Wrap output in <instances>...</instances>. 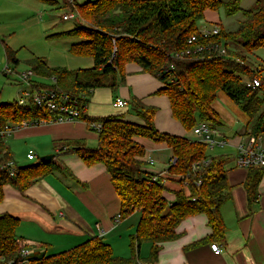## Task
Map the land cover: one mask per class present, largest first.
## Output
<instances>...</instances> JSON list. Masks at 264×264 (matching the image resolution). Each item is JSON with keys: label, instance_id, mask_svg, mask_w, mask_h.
<instances>
[{"label": "trees", "instance_id": "1", "mask_svg": "<svg viewBox=\"0 0 264 264\" xmlns=\"http://www.w3.org/2000/svg\"><path fill=\"white\" fill-rule=\"evenodd\" d=\"M53 5L56 0H38ZM241 0H95L74 3L71 11L81 21L75 28L59 37H77L68 52L75 57H88L93 67L80 71L65 68H50L43 59L33 57L28 65L38 78L55 79V89L71 96L90 97L96 89L107 88L112 92L118 83H124L125 66L134 63L142 72L162 83L157 95L165 96L169 102L172 118L186 133L198 122L208 123L211 128L218 125L217 113L212 104L218 91L235 102L246 119L247 135L255 141L264 140V80L262 70L253 69L244 53L264 48V0L254 10H241ZM223 9L226 17L241 12L244 20L233 32L219 28V33L204 39L197 23L206 11ZM62 19V18H61ZM191 36L197 43H187ZM222 43L226 56L205 53L203 58L174 61L175 52L190 49L197 44ZM231 46V47H230ZM6 59L18 64L13 53L6 48ZM233 57L235 60L229 59ZM169 64L173 70L169 79L161 73ZM259 80L261 87L253 89L248 82ZM245 80V81H244ZM173 81V82H172ZM34 88L48 86L33 82ZM134 114L143 125L123 120L121 116L90 118L82 115L84 123L100 124L97 146L89 148L81 142L65 143L66 153L76 155L82 163L91 167L102 165L109 176L112 188L119 200V219L134 212L140 218L136 231L129 239V258L113 255L111 247L101 237H91L83 243L54 255H32L30 264H135L139 260L141 244L148 243L150 250L147 263L153 264L164 243L177 238L176 229L188 217L203 214L207 219L210 234L189 248L204 243L224 244L226 227L221 216V206L230 200L227 183L225 156L211 157L207 146L187 137H178L159 132L154 125L156 109L147 107L136 98L130 100ZM54 116L32 102L21 106L17 101L0 103V129L17 126L21 122L53 121ZM91 130V129H90ZM94 131V130H91ZM144 138L156 144H164L175 159L167 170L168 180L179 189L174 192V201L168 203L163 193V180L143 169L145 149L135 139ZM62 149V146L59 145ZM58 154L46 162L16 166V174L9 177L8 170L0 168V203L3 187L11 186L23 193L36 181L53 172L62 171L55 162ZM207 161L197 171L192 166ZM13 161V153L0 139V167ZM264 169H248L244 188L248 203L257 199V187ZM156 181L152 182V178ZM200 185H196L197 182ZM19 220L9 214H0V264L16 261L25 243L16 236Z\"/></svg>", "mask_w": 264, "mask_h": 264}, {"label": "crops", "instance_id": "2", "mask_svg": "<svg viewBox=\"0 0 264 264\" xmlns=\"http://www.w3.org/2000/svg\"><path fill=\"white\" fill-rule=\"evenodd\" d=\"M92 1L95 0H80V3L77 0L72 3L70 0H56L50 6L63 9L65 13L57 18L62 22H69L77 18L71 11L74 3L82 4ZM65 16L73 17L68 21H63L61 18ZM70 30L55 33L53 37L58 38L60 34ZM153 78L155 79L142 72L136 64L129 63L125 66L123 84H129L132 98H136L147 107L156 108L154 125L159 132L186 137L181 125L171 116L168 99L162 96L167 100L165 101L160 98L161 95H157V91L162 88V83L160 80L158 83L155 82ZM139 80L145 84L144 87L139 86ZM98 90L101 89L94 90L90 97H86L82 115L90 118L121 116L127 122L132 121L136 125L144 124L137 116V120L128 119L126 115L129 111L126 108H117L113 105L116 98L122 99L129 105L131 100L129 93L122 89L119 90L122 96L115 95L111 101V106L116 113H108L103 102H100V95L96 96ZM161 106L168 108L165 119L169 123L165 121L166 127L164 128L159 125L158 108ZM168 111L172 120L168 118ZM172 121L177 123L176 126ZM216 122L218 125L214 128L210 126V128L218 133L216 138L225 139L227 145L217 150L214 149L219 151L217 155L209 156L227 158L225 170L231 197L220 209L226 227L224 244L216 243L221 251L220 253L211 251L210 245L214 243H204L189 248L210 234L205 215L199 214L181 222L176 229L177 238L161 246L157 260L153 264H264V173L257 187V199L248 203L244 188L248 170L238 169L234 165L236 145L250 139L247 135V128L239 120L226 126L218 113ZM90 131L82 122L54 123L19 128L15 130L12 138L8 139V141L31 139L34 146L41 149L36 143L39 141L45 145V150L41 151L42 154H58L55 162L62 168V171L53 172L36 181L23 193L14 190L9 185L3 187L0 214L6 213L19 220L15 231L16 236L32 250L35 256L47 254L50 251L54 255L69 250L91 237H101L111 247L116 257L129 258L131 256L129 239L135 234L140 218L139 212H134L123 220L118 219L119 200L104 167L99 164L87 167L76 155L66 153L69 147H65V143L77 141L88 147L87 143L91 145L92 142H97V134ZM189 139L196 141L193 135ZM135 140L145 149V155L142 158L145 162L143 169L148 174L163 180L167 188L163 196L168 203H172L175 198L174 192L179 189V186L167 180L169 177L167 170L172 158L170 150L166 145L156 144L148 139L136 138ZM257 141L264 149V140L259 138ZM5 144L9 143L6 141ZM7 146L13 153V161L16 164L15 153L10 145ZM165 151H169L170 155H162ZM29 153L31 150L27 152ZM147 161H151L152 165ZM149 250L148 243L141 244L139 260L135 264H149L147 263Z\"/></svg>", "mask_w": 264, "mask_h": 264}, {"label": "rangeland", "instance_id": "3", "mask_svg": "<svg viewBox=\"0 0 264 264\" xmlns=\"http://www.w3.org/2000/svg\"><path fill=\"white\" fill-rule=\"evenodd\" d=\"M228 1L229 0H222L223 3H227ZM77 2L80 3V0H77ZM261 4L262 0H241L240 8L241 10H254ZM62 13H65L63 9H55L38 0H0V103L17 101L24 97L23 95L25 92L29 91L26 83L20 80V74L31 70L28 61L33 57L43 59L50 68H65L69 71L80 72L93 67L91 58L75 57L68 52L71 45L80 41L77 37H53L55 33L73 29L81 23L78 18H74L69 22L60 21L57 17ZM243 20L244 16L241 12L234 16L226 17L221 8L217 12L206 11L203 19L197 23V27L199 30H210L213 26H217L226 32H233ZM6 48H8L13 53L15 59H17V65L7 61L5 54ZM244 56L253 69L262 70L261 77L264 80V48L256 49L250 54L244 53ZM229 59L235 60L233 57H229ZM6 68L10 70V73L6 72ZM35 81L48 87L52 85L51 79L35 78ZM154 81L158 83V79L155 78ZM138 82H140V80ZM139 86L142 88L145 84L140 82ZM139 86L137 83V88ZM121 89L129 93L130 97L132 96L129 84L122 83H118L116 90L113 92L110 89L102 88L96 93V96L100 95V102H103L104 108L108 113H116L115 109L111 106V101L112 97L114 98L115 95L119 97L122 96L121 91H119ZM160 98L167 101L165 97L160 96ZM122 108H126L127 111H129L126 115L128 119L137 120L130 104L128 105L126 103L125 107ZM212 109L223 118L226 126L232 125L235 120H239L242 125L244 124L246 126V119L242 115L239 106L229 99L224 92H217L216 99L212 104ZM166 110H168V108L165 109V107L162 106L158 108L160 116L159 125L163 128L166 127ZM168 116V118L172 120L169 111ZM172 122L176 126L177 123L175 121ZM131 123L134 122L131 121ZM14 132L15 130L10 128L9 134L5 135L2 140L4 143L7 141V143H9L7 145H10L12 151L15 153L16 165L24 166L33 164L41 157L51 155L42 154L41 151L45 150V145L39 141L35 142L41 149L34 146L31 139L28 141H8V139L14 135ZM90 132L95 134V131ZM184 134L187 138H192L191 133H186L184 131ZM87 145L88 147L95 148L97 142H92L91 145L87 143ZM29 150H31V154L34 156L32 161L26 158ZM207 152L208 155H217L219 151L208 149ZM162 155L169 156L170 152L165 151ZM176 187L178 186L176 185ZM47 255H53V252L50 251Z\"/></svg>", "mask_w": 264, "mask_h": 264}, {"label": "built area", "instance_id": "4", "mask_svg": "<svg viewBox=\"0 0 264 264\" xmlns=\"http://www.w3.org/2000/svg\"><path fill=\"white\" fill-rule=\"evenodd\" d=\"M70 2H74V0H70ZM76 15V13H75ZM77 16V15H76ZM73 16H65L62 17L63 21H68ZM200 34L204 39L211 38L213 36L218 35L219 27L213 26L210 30H199ZM187 43L192 45L197 43V37L191 36ZM205 53H214L218 56H226L227 50L224 48L222 43L218 42H208L205 44H197L196 46L180 51L175 52L170 57L174 61H184L191 58H203ZM7 73H10L8 68L5 69ZM173 70V64H169L161 73L159 74H167L169 79L170 73ZM37 78L33 72L27 71L20 74V80L25 82L29 88V91L24 93V97L17 100V103L21 106L32 102L39 108L45 109L48 113L54 116L53 121L47 123L43 120L40 121H32V122H21L17 126L5 127L4 129H0V139L5 135H8L10 132V128L17 130L19 128H25L28 126H41L48 125L54 123H67V122H82L80 118L82 117V108L84 107V103L86 102V96L80 95L78 97H71L57 89L53 86L55 85V79L50 78L52 80V85L47 88H34L33 82L35 78ZM173 82V81H172ZM248 86L253 89L261 87V82L259 80H252L247 83ZM114 107L122 108L125 107L126 102L116 98L113 103ZM84 123V122H82ZM89 129L94 130L96 132L100 131V124L98 123H84ZM195 138L196 141L201 142L207 146V149L214 150L217 148H223L227 145V142L223 138H216L218 133L210 128L208 123L198 122L194 128L190 132ZM236 154L234 158V165L238 169L248 170L250 168L264 169V149L260 146L259 142L254 140L253 138L248 139L245 143H240L235 147ZM27 160L32 161L34 156L29 153L26 155ZM150 165H152L151 161H147ZM175 159H171L169 165L174 164ZM203 164H207V161L202 163H197L192 166V171H197L199 167ZM8 170V174L10 178H13L16 174V166L14 162H8L5 166L0 167ZM156 181V177L152 178V182ZM196 185H200L198 181ZM119 219V216H118ZM211 251L215 253H220L221 249L217 244L210 245ZM33 252L27 246L22 249L19 253V257L16 261L8 262V264H30V258L32 257Z\"/></svg>", "mask_w": 264, "mask_h": 264}, {"label": "water", "instance_id": "5", "mask_svg": "<svg viewBox=\"0 0 264 264\" xmlns=\"http://www.w3.org/2000/svg\"><path fill=\"white\" fill-rule=\"evenodd\" d=\"M53 158V155H47V156H43L39 159L40 162H46L49 161Z\"/></svg>", "mask_w": 264, "mask_h": 264}]
</instances>
